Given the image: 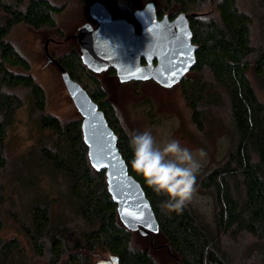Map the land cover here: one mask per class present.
<instances>
[{
	"label": "trees",
	"instance_id": "1",
	"mask_svg": "<svg viewBox=\"0 0 264 264\" xmlns=\"http://www.w3.org/2000/svg\"><path fill=\"white\" fill-rule=\"evenodd\" d=\"M241 1L162 0L160 5L150 1L159 18L168 15L173 19L181 13L189 17L191 40L197 46L195 62L175 85L191 107L194 122L205 126L207 111L212 109V125H228L231 148L211 168L197 174L200 186L214 195L217 233L211 232L187 202L179 213L163 209L161 202L166 197L154 193L131 168L129 132L99 81V72L85 64L77 39L70 37L75 38L74 47L59 56L48 50L52 57L48 58L57 60L87 90L117 135V146L129 173L140 182L158 220L159 230L152 234L153 241L150 235L128 228L120 219L105 169L97 170L91 163L82 115L64 122L46 112L45 89L31 73L29 60L8 38L18 23L36 29L55 27L56 16L65 6L50 0L1 2L5 15L0 19V176L8 163L9 130L23 105L17 90L28 89L40 113V125L54 134L52 144L43 146L42 157L64 173L71 204L92 227L72 240L69 227L53 220L52 202H35L31 222L21 223L34 254L28 255L18 239L7 240L0 243V264H34L33 256H48V264H97L93 256L98 249L110 252L116 264H168V259L175 264H232L221 237L235 231L253 238L251 264H264V99L249 76L253 69L257 76L264 77V50L254 44L255 17L241 6ZM212 4L213 9L204 10ZM105 5L113 17L128 19L140 32L134 13L144 7L142 4L124 7L120 0H109ZM102 71L118 79L114 67ZM217 107L226 109L227 123L213 114ZM4 198L0 185V209ZM3 223L0 212V229Z\"/></svg>",
	"mask_w": 264,
	"mask_h": 264
},
{
	"label": "rangeland",
	"instance_id": "2",
	"mask_svg": "<svg viewBox=\"0 0 264 264\" xmlns=\"http://www.w3.org/2000/svg\"><path fill=\"white\" fill-rule=\"evenodd\" d=\"M56 5L65 6L56 16L55 27L36 29L26 23H18L11 30L8 38L29 60L31 73L46 92V112L68 122L79 118L77 109L62 78L58 66L48 58V50L59 56L74 47L78 28L90 22L94 28L98 22L89 12L90 5L96 0H50ZM105 4L109 0H99ZM162 0H120L122 6H145ZM0 0V19L5 15ZM241 6L255 17L253 40L257 49L264 50V0H242ZM212 6L204 10H211ZM1 53V47H0ZM249 76L258 93L264 99V77L256 75L253 69ZM103 87L109 92L113 105L127 132L150 130L157 145L169 139L178 140L194 153L203 149L205 155L200 158V170L211 168L223 158L231 148L228 125H212V109L207 111L205 126L199 127L192 118V109L181 93L179 85L166 88L155 80H144L138 84L133 81L121 82L106 71L98 73ZM23 98V105L17 110L15 121L7 137V166L2 170L0 185L4 188L5 198L1 205L3 226L0 229V243L18 239L28 255L34 254L29 238L22 231L21 223L31 222V211L38 201H50L53 220L61 221L72 232L71 238H80L84 230L91 229L75 205L70 202L68 180L63 172L42 157L43 146L51 145L54 134L39 123L40 113L35 109L28 89L17 90ZM217 119L227 123V111L224 107L213 110ZM187 203L214 233H217L216 204L211 191L200 186L198 175L194 181V190ZM228 258L232 264H251L254 256L250 247L251 235L244 232H231L222 235ZM25 250V251H26ZM34 264H48V256L36 257ZM94 262H114L113 255L98 249L93 256ZM168 264H175L168 259Z\"/></svg>",
	"mask_w": 264,
	"mask_h": 264
},
{
	"label": "water",
	"instance_id": "3",
	"mask_svg": "<svg viewBox=\"0 0 264 264\" xmlns=\"http://www.w3.org/2000/svg\"><path fill=\"white\" fill-rule=\"evenodd\" d=\"M89 12L98 26L94 28L86 22L73 37L80 45L85 64L95 72L114 67L121 82L153 79L171 88L195 62L197 46L192 43L186 13L173 19L168 15L159 18L154 2H148L134 13L141 26L136 32L131 21L113 17L102 1H94ZM45 51L52 58L47 42ZM54 62L83 117V136L91 163L97 170L106 171L108 189L117 203L120 219L128 228L150 235L153 241L152 234L159 230L158 220L140 182L129 173L117 146V135L87 90L57 60Z\"/></svg>",
	"mask_w": 264,
	"mask_h": 264
},
{
	"label": "clouds",
	"instance_id": "4",
	"mask_svg": "<svg viewBox=\"0 0 264 264\" xmlns=\"http://www.w3.org/2000/svg\"><path fill=\"white\" fill-rule=\"evenodd\" d=\"M128 137L131 168L154 193L166 197L161 202L163 209L181 212L194 190L203 149L194 153L176 139L157 145L150 130L132 131Z\"/></svg>",
	"mask_w": 264,
	"mask_h": 264
},
{
	"label": "snow or ice",
	"instance_id": "5",
	"mask_svg": "<svg viewBox=\"0 0 264 264\" xmlns=\"http://www.w3.org/2000/svg\"><path fill=\"white\" fill-rule=\"evenodd\" d=\"M101 152H103V148H101ZM142 215V214H141Z\"/></svg>",
	"mask_w": 264,
	"mask_h": 264
}]
</instances>
